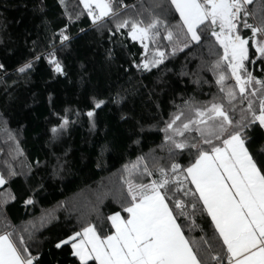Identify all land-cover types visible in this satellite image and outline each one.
<instances>
[{
	"label": "snow or ice",
	"instance_id": "1",
	"mask_svg": "<svg viewBox=\"0 0 264 264\" xmlns=\"http://www.w3.org/2000/svg\"><path fill=\"white\" fill-rule=\"evenodd\" d=\"M59 2L69 23L55 32L46 30L43 44L39 36L33 40L35 55L25 58L13 73L0 62V85L6 93L27 78L42 58L54 74L65 75L59 56L69 51L76 39L69 33L73 18L85 13L101 33L109 20L113 22L106 29L109 43L127 30V37L141 45L144 53L140 61L130 66L137 71L157 68L169 54L189 45L214 41L211 50L216 59L208 70L218 92L204 104L185 100L186 110L163 121L164 140L159 147L165 155L150 153L138 156L131 166L125 165L129 175L147 177L148 183L128 180L127 195L117 210L106 217L98 215L95 223L79 221L80 230L59 240L55 247L70 245L79 264H264V163L260 159L264 146L258 152L252 150L249 135L257 127L264 130V78L248 69L249 63H260L264 72V2L258 20L256 11L249 9L253 0H162L153 5L147 19L122 18L123 11L113 0H79L82 10L71 13L64 0ZM120 8L127 10L123 3ZM250 18L255 22L249 23ZM243 31L250 35L246 38ZM161 40L167 45L162 46ZM37 48L42 50L37 52ZM108 58H113L111 49ZM10 75L16 79L8 84ZM90 99L92 109L77 111L76 116L86 115L95 127L96 110L107 101L95 95ZM112 99L118 102L123 97L118 92ZM71 115L68 109L63 115L52 112L59 123L49 128L48 144L58 143L75 123ZM192 132L195 136L189 137ZM14 150L23 154L18 144ZM184 152L190 153L187 164L180 162ZM40 163L37 160L35 167ZM4 168L8 178L0 172V186L18 174L27 175L7 162ZM5 197L16 199L10 192L0 193L3 204L8 202ZM33 203L31 196L24 201L25 206ZM57 219L52 209L17 227L0 212V264H38L31 245L36 234ZM198 219L205 223L210 219L211 235L205 232L193 239L185 234V229L190 234L198 227Z\"/></svg>",
	"mask_w": 264,
	"mask_h": 264
},
{
	"label": "trees",
	"instance_id": "2",
	"mask_svg": "<svg viewBox=\"0 0 264 264\" xmlns=\"http://www.w3.org/2000/svg\"><path fill=\"white\" fill-rule=\"evenodd\" d=\"M160 2L113 0L117 9L123 11L122 18L145 19L149 18L153 5ZM262 2L253 0L249 5L250 10L256 11L257 20ZM121 3L127 7L126 11L120 8ZM64 5L70 13L82 10L79 0H64ZM171 11L178 19L174 9ZM253 22L250 18L249 23ZM67 23L68 16L59 0H0V62L13 73L25 58L35 55L33 40L39 36L43 44L46 30L55 32ZM111 26L113 22L109 20L101 33L86 13L78 19L74 17L69 33L76 35V39L70 50L59 56L65 75L54 74L42 58L28 77L9 92L0 85V172L8 178L4 168L7 162L18 173H27L11 177L6 185L0 186V193L10 192L16 197L14 201L5 197L7 204L0 199V212L17 227L47 210L55 209L58 218L34 238L31 253L38 257V264H79L70 245L57 249L55 244L79 231V221L95 223L98 215L106 217L117 210L119 201L127 195L128 180L148 183L147 177L129 175L125 165L131 166L138 156L165 155L159 147L164 140L163 121L169 120L170 114L186 110L185 100L204 104L218 92L213 73L208 70L216 59L211 50L214 41L189 45L175 55L169 54L157 68L137 71L130 66L133 61H140L144 49L127 37V30L117 33L113 43H109L106 29ZM242 34L247 38L250 32ZM159 42L162 46L168 43ZM110 49L112 59L108 58ZM167 51L171 53V47ZM125 68L129 71L125 72ZM260 68V63L248 64L257 78H264ZM15 79V75H10L7 83ZM118 92L123 99L114 102L112 97ZM93 95L107 101L96 110L95 127L86 115L76 116L77 111L86 113L92 109ZM66 109L71 110L70 119L75 123L58 143L50 145L48 130L59 123L52 112L63 115ZM236 115L239 118L238 112ZM188 135L195 136V132ZM249 135L252 150L258 152L264 146V130L257 127ZM16 144L22 155L14 150ZM189 155L184 152L180 162L187 164ZM260 159L264 163V157ZM37 160L41 162L39 168L35 167ZM29 196L34 203L25 206ZM196 223L198 227L192 233L185 229L186 235L193 239H199L205 232L211 235L210 219L207 223L198 219Z\"/></svg>",
	"mask_w": 264,
	"mask_h": 264
}]
</instances>
